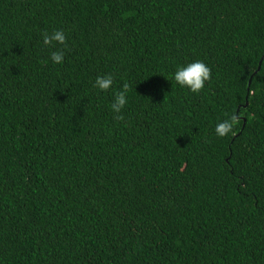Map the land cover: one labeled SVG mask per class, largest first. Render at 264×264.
<instances>
[{
  "label": "trees",
  "instance_id": "trees-1",
  "mask_svg": "<svg viewBox=\"0 0 264 264\" xmlns=\"http://www.w3.org/2000/svg\"><path fill=\"white\" fill-rule=\"evenodd\" d=\"M0 264H264V0H0Z\"/></svg>",
  "mask_w": 264,
  "mask_h": 264
},
{
  "label": "clouds",
  "instance_id": "clouds-1",
  "mask_svg": "<svg viewBox=\"0 0 264 264\" xmlns=\"http://www.w3.org/2000/svg\"><path fill=\"white\" fill-rule=\"evenodd\" d=\"M43 45L55 48L51 52L50 60L53 64L60 65L64 61L66 48H57L56 45H66L67 35L63 29H55L51 33L44 32ZM116 77L109 73L103 76H97L93 87L99 91H108L115 83ZM211 79V69L203 60H193L186 64L177 65L172 73V80L181 88H187L193 93L200 92ZM129 85L125 83L121 90L114 93V99L110 105L111 111L117 114V119H123L121 115L124 108L129 103L128 100ZM234 118H225L215 126V132L218 136L228 135L233 128Z\"/></svg>",
  "mask_w": 264,
  "mask_h": 264
},
{
  "label": "water",
  "instance_id": "water-1",
  "mask_svg": "<svg viewBox=\"0 0 264 264\" xmlns=\"http://www.w3.org/2000/svg\"><path fill=\"white\" fill-rule=\"evenodd\" d=\"M259 69V68H258Z\"/></svg>",
  "mask_w": 264,
  "mask_h": 264
}]
</instances>
